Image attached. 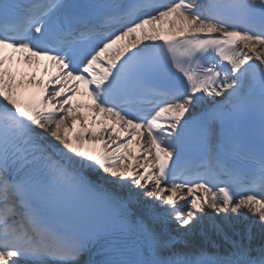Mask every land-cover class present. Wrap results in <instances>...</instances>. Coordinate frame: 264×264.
<instances>
[{
  "label": "snow or ice",
  "instance_id": "obj_1",
  "mask_svg": "<svg viewBox=\"0 0 264 264\" xmlns=\"http://www.w3.org/2000/svg\"><path fill=\"white\" fill-rule=\"evenodd\" d=\"M234 216L264 229V0H0V264H264Z\"/></svg>",
  "mask_w": 264,
  "mask_h": 264
},
{
  "label": "bare ground",
  "instance_id": "obj_2",
  "mask_svg": "<svg viewBox=\"0 0 264 264\" xmlns=\"http://www.w3.org/2000/svg\"><path fill=\"white\" fill-rule=\"evenodd\" d=\"M256 221V217H250L249 219H241L236 218L235 216L225 222V228H228L229 226L233 229H231V232L229 233L232 237V239L235 240H244L242 235L246 238V243L249 245L253 250L259 249L260 247H264V229L261 228L260 224ZM232 225V226H231ZM199 229L196 232H201ZM249 235L251 236V239H249ZM238 237V239H236ZM193 239L191 238V241ZM213 245V247H223L224 249H228L230 245L228 242L224 239L223 236L217 235L211 231L206 235V240Z\"/></svg>",
  "mask_w": 264,
  "mask_h": 264
},
{
  "label": "rangeland",
  "instance_id": "obj_3",
  "mask_svg": "<svg viewBox=\"0 0 264 264\" xmlns=\"http://www.w3.org/2000/svg\"><path fill=\"white\" fill-rule=\"evenodd\" d=\"M242 237L244 238L243 242L246 243V238L244 237V235H242ZM236 239H238V237H236Z\"/></svg>",
  "mask_w": 264,
  "mask_h": 264
}]
</instances>
